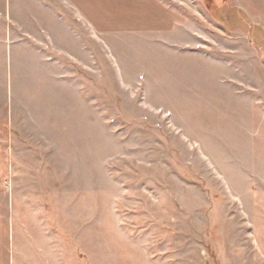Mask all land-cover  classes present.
<instances>
[{
    "label": "rangeland",
    "instance_id": "374dc122",
    "mask_svg": "<svg viewBox=\"0 0 264 264\" xmlns=\"http://www.w3.org/2000/svg\"><path fill=\"white\" fill-rule=\"evenodd\" d=\"M0 140L17 264H264V0H0Z\"/></svg>",
    "mask_w": 264,
    "mask_h": 264
},
{
    "label": "crops",
    "instance_id": "0c3cea01",
    "mask_svg": "<svg viewBox=\"0 0 264 264\" xmlns=\"http://www.w3.org/2000/svg\"><path fill=\"white\" fill-rule=\"evenodd\" d=\"M0 162H1V140H0ZM0 192H1V170H0ZM2 256H4L3 263H2ZM14 257L15 255L13 254V251L10 252V251L4 250V252H2L0 248V264H17V261L13 259Z\"/></svg>",
    "mask_w": 264,
    "mask_h": 264
}]
</instances>
